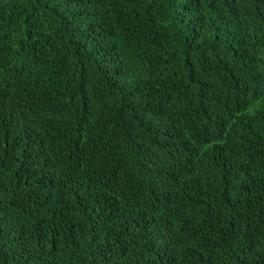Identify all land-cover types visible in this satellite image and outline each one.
Returning a JSON list of instances; mask_svg holds the SVG:
<instances>
[{
    "label": "trees",
    "instance_id": "trees-1",
    "mask_svg": "<svg viewBox=\"0 0 264 264\" xmlns=\"http://www.w3.org/2000/svg\"><path fill=\"white\" fill-rule=\"evenodd\" d=\"M0 264H264V0H0Z\"/></svg>",
    "mask_w": 264,
    "mask_h": 264
}]
</instances>
